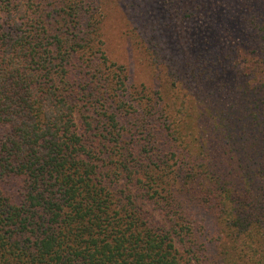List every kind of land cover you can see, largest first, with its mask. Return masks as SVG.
Returning <instances> with one entry per match:
<instances>
[{"label":"trees","instance_id":"obj_1","mask_svg":"<svg viewBox=\"0 0 264 264\" xmlns=\"http://www.w3.org/2000/svg\"><path fill=\"white\" fill-rule=\"evenodd\" d=\"M101 3L0 0V264H264L263 57L148 48L136 92Z\"/></svg>","mask_w":264,"mask_h":264},{"label":"rangeland","instance_id":"obj_2","mask_svg":"<svg viewBox=\"0 0 264 264\" xmlns=\"http://www.w3.org/2000/svg\"><path fill=\"white\" fill-rule=\"evenodd\" d=\"M100 5L108 51L123 64L127 84L136 92L148 91L153 83L155 65L148 62V48L183 52L192 62L205 49L202 37L207 43L215 36L213 48H232L248 63L257 55L264 59V0H102ZM141 39L145 41L136 48Z\"/></svg>","mask_w":264,"mask_h":264}]
</instances>
